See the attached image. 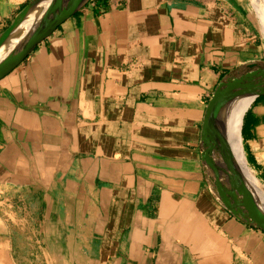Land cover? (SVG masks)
Masks as SVG:
<instances>
[{
	"label": "crops",
	"instance_id": "crops-1",
	"mask_svg": "<svg viewBox=\"0 0 264 264\" xmlns=\"http://www.w3.org/2000/svg\"><path fill=\"white\" fill-rule=\"evenodd\" d=\"M32 1L0 0V36ZM252 64L250 0H85L0 81V264H264L202 159L210 98ZM240 141L263 198L264 94Z\"/></svg>",
	"mask_w": 264,
	"mask_h": 264
},
{
	"label": "water",
	"instance_id": "water-1",
	"mask_svg": "<svg viewBox=\"0 0 264 264\" xmlns=\"http://www.w3.org/2000/svg\"><path fill=\"white\" fill-rule=\"evenodd\" d=\"M85 0H66L59 14L35 35L23 40L18 48L0 61V81L21 65L34 49L50 37L56 29L72 17ZM33 0L0 36V50L8 40L17 20L30 8L40 4ZM49 15L50 11H47ZM249 71L219 83L207 105L201 141L205 147L202 159L212 172L215 190L223 206L236 217L264 232L263 198L253 189L243 167L229 152L219 129L224 105L238 97H255L264 94V65L252 64Z\"/></svg>",
	"mask_w": 264,
	"mask_h": 264
},
{
	"label": "bare ground",
	"instance_id": "bare-ground-1",
	"mask_svg": "<svg viewBox=\"0 0 264 264\" xmlns=\"http://www.w3.org/2000/svg\"><path fill=\"white\" fill-rule=\"evenodd\" d=\"M65 2L66 0H41L38 6L30 8L24 15H22L15 23V26L10 31L7 42H4V46L0 50V61L13 53L23 40L35 35L45 25L55 19L63 8ZM251 2L264 21V0H251ZM47 11H50L49 15H47ZM252 98L253 97L250 96L238 97L226 103L221 110L219 119V129L225 144L229 152L240 165L244 163L240 145L241 120L245 110L249 107ZM262 190H264V188Z\"/></svg>",
	"mask_w": 264,
	"mask_h": 264
},
{
	"label": "rangeland",
	"instance_id": "rangeland-1",
	"mask_svg": "<svg viewBox=\"0 0 264 264\" xmlns=\"http://www.w3.org/2000/svg\"><path fill=\"white\" fill-rule=\"evenodd\" d=\"M251 1V0H250ZM252 3V2H251ZM254 6V5H253ZM256 9V8H255ZM257 10V9H256ZM257 12H258V10H257ZM258 14H259V12H258ZM259 16L261 17V15L259 14ZM261 19H262V17H261ZM262 21H263V19H262ZM263 23H264V21H263Z\"/></svg>",
	"mask_w": 264,
	"mask_h": 264
}]
</instances>
